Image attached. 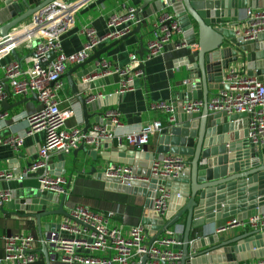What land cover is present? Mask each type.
Here are the masks:
<instances>
[{
	"label": "water",
	"instance_id": "water-1",
	"mask_svg": "<svg viewBox=\"0 0 264 264\" xmlns=\"http://www.w3.org/2000/svg\"><path fill=\"white\" fill-rule=\"evenodd\" d=\"M53 1L0 0V37L7 38L11 32L19 33L22 22ZM142 1L143 4L137 8V16L142 21L121 39L139 33L152 16L166 10L175 15L188 46L195 47L191 53L194 62L188 67V76L182 83L180 100L173 105L170 124L157 137L155 151L160 154L157 157L159 159L167 154L190 157L189 165L174 178H151L148 183L131 181L121 184L118 179L107 176L105 169L96 177L104 181L108 189L120 192L145 195L147 189L151 190L146 194L147 203L141 220L149 235V245L166 229L174 228L181 220L184 221L183 231L175 235L181 244L180 264H239L250 258L263 257L264 222L247 231L244 236L233 239L207 232L208 226L220 219L236 217L246 220L264 215V152H258L249 145L247 114L214 113L206 105L199 112L185 113L182 104L184 100L191 99H201L206 103L209 92L227 88L222 83L223 76L232 67L264 80V33L258 34L255 39L243 40L234 31L242 10L264 8V0ZM116 43L118 40L95 49L85 61L64 74L81 107L84 132L92 124L104 126L107 130L113 129L105 114L97 113L101 108V100L91 98L94 96L93 90L107 85L108 80L119 83L120 76L113 73L89 82L83 79L97 70L96 61L101 60L102 54ZM138 53L142 58L143 49L140 48ZM10 54L20 64L15 48ZM54 55L50 52L48 58L52 59ZM41 64L44 66L46 62ZM81 67L84 68L76 76L79 79L77 83L72 74ZM3 89L8 92L6 82H3ZM1 105V110H4L8 105L6 98L1 100ZM102 147L109 148L106 151L108 155L102 154L103 160L133 165L134 173L146 176L150 173L149 169H140L137 159L142 156L150 161L156 158L154 153L144 155L140 150L121 152L120 146L113 145L112 140L102 141L98 149ZM78 149L91 156L96 153V150H87L83 144ZM96 170L92 167L90 174H95ZM156 184L164 185L170 191L164 214L151 208L150 199ZM6 188L11 190V199L5 205L13 211L24 212L23 216L31 215L36 219L41 239L38 251L43 255L45 264H50L55 254L50 252L52 245L47 242L49 236L41 233L40 219L50 215L68 216L64 206L66 194L59 197L52 192L40 193L37 188H27L17 180L1 181L0 189ZM68 188L69 183L66 185ZM48 202L57 203V208L48 209ZM0 210H3V206H0ZM52 227V224L47 225L49 230ZM197 228L200 229L196 233L199 235L193 237L192 232ZM145 259L146 256L143 261Z\"/></svg>",
	"mask_w": 264,
	"mask_h": 264
},
{
	"label": "built area",
	"instance_id": "built-area-1",
	"mask_svg": "<svg viewBox=\"0 0 264 264\" xmlns=\"http://www.w3.org/2000/svg\"><path fill=\"white\" fill-rule=\"evenodd\" d=\"M87 0H54L34 13L28 23L20 27L19 33L11 32L7 38L0 37V59L9 55L19 45H29L34 55L32 64L23 68L17 61H11L4 67V77L8 83L10 94H36L41 107L27 116L26 135L37 132L44 133V142L38 148L37 158L27 165L16 176L11 170H0V182L34 179L40 193H67L64 189L66 180L59 175H52L49 164L51 153L68 154L80 145L98 147L105 140H113L112 130L95 125L87 132L72 126L66 128V121L71 111L61 109L60 92L64 87L62 76L68 64H79L85 61L95 49L101 47L106 40H117L128 34L142 19L137 16V8L123 2L118 10L112 13L106 22V31L99 35L93 27L82 26L81 33L86 41L82 47L66 54L62 49L61 36L70 30L75 22L76 12ZM150 23V21H149ZM237 37L243 40L255 39L264 33V8H247L243 18L238 19L234 28ZM181 33L179 23L172 12L163 11L152 21V38L147 42L145 54L138 58L130 54L128 66L110 67L106 60L96 61L97 70L84 77V82L117 73L120 85L116 94L120 95L133 88L134 77L143 76L142 65L146 60L161 56L167 45L173 49L185 47L183 39L175 38ZM24 40V42H21ZM55 55L48 58V53ZM46 62L43 66L41 63ZM223 88L215 92L205 103L201 99L186 100L182 104L185 113L199 112L204 105L210 112H226L247 114V139L251 148L264 152V80L255 75H246L240 68L232 67L223 76ZM0 83V103L8 96ZM94 95L91 100L100 97ZM151 108L174 113V107L164 101L157 102ZM7 112L0 109V120ZM113 127L120 126L119 113L110 110L105 113ZM170 118V120H171ZM163 130L160 120H152L138 131L127 133L124 139L127 144L143 151L151 135ZM119 146L123 137L117 136ZM16 148L23 143V137H11L9 140ZM121 144V145H120ZM189 165L188 158L182 155H165L162 159L154 158L149 163V175L133 172V167L126 164H111L105 168V174L116 178L121 184L131 181L149 182L151 178H174ZM151 190L147 189V193ZM151 208L159 214L167 209L170 191L164 185L156 184L152 190ZM11 199V190L0 189V206ZM107 214L96 213L88 207L77 204L48 231L47 242L52 245V252L63 264H180L181 251L174 250L180 243L176 234L181 229L169 228L159 235L152 244H148L149 235L141 223L124 229L122 225H112ZM264 222V215L238 220L231 217L216 228L217 232H225L240 225L257 228ZM37 238L27 232H12L3 237V255L0 264H35L40 260L36 248ZM146 259L143 261V257ZM256 264H264V256Z\"/></svg>",
	"mask_w": 264,
	"mask_h": 264
},
{
	"label": "crops",
	"instance_id": "crops-1",
	"mask_svg": "<svg viewBox=\"0 0 264 264\" xmlns=\"http://www.w3.org/2000/svg\"><path fill=\"white\" fill-rule=\"evenodd\" d=\"M16 1L21 2V0ZM123 2L136 8H139L143 4L142 0H87L84 6L76 12L73 27L61 36V44L64 53L71 54L79 50L85 43L86 37L81 33L82 26L93 27L97 34H104L108 17L117 11L119 4ZM22 9H24V7H22ZM246 9L247 8L242 10L240 18L244 17ZM162 13L163 11L152 16L150 18V23L142 26L139 33H135L125 39H117L118 43L110 46L106 52L102 54L101 59L106 60L110 67L123 68L129 65L130 54L134 53L138 58H141L138 53L140 48L143 49L144 56L146 53V44L152 38V21ZM29 20L30 18L26 19L21 23V26H24ZM175 38L183 39V36L179 34ZM114 41L116 40H106L99 48L106 47ZM15 49L17 56L20 58L22 67L26 68L30 66L35 58L33 49L30 48L29 45L24 44L19 45ZM194 50V45H187L180 49H173L172 45H167L161 56L151 58L143 63V76L134 77L133 88L131 90L118 95L116 94V90L120 82L114 83V81L111 80H108L107 85L93 90L94 95L101 94V96L98 97L101 100V108L97 113L105 114L110 110H117L119 113L120 126L113 127L112 132L115 137L112 141L113 145L118 144L119 146L116 135L123 137V146H120L121 152H125V150L129 151L130 149L138 150L134 146L127 144V141L124 139L125 134L136 132L148 122L156 119L161 121L163 130L170 124L171 113L153 109L151 106L160 101H164L171 105L179 102V93L182 90V83L188 76V67L194 62L191 55ZM11 61H16L11 54L0 59V83L2 85L3 82L7 83L4 77V67ZM75 65L76 64H68L64 74ZM83 68L84 67L77 69L72 74L74 81L77 83H79V79H77L76 76ZM64 74L62 76L64 87L60 92V98L62 100L60 106L62 110L71 111L66 121V128L77 126L83 129L84 121L81 107L76 95L73 94L68 84L67 78L64 77ZM217 91L218 90H212L209 92L208 98ZM8 92L9 94L6 97L8 105L5 106L4 109V111L7 112V116L0 120V170H11L18 176L27 165L37 158L38 148L44 142L43 132L26 135V118L28 115L38 111L41 105L37 97L33 94H27L25 96L12 95L10 94L9 86ZM185 101L186 100H184V102ZM0 109H3L1 103ZM93 126H95V124H92V127ZM159 133L157 132L150 136L149 142L143 149L144 155L145 153H154L156 158L159 157L160 154L155 152L157 147L156 140ZM11 137H23V143L16 148L9 142ZM238 139H240V137H238ZM85 147L89 151L96 150V153L91 156L88 155L86 151L77 148L68 154L53 152L49 157L51 172L60 173L57 175L66 180V184H64V189L67 190L66 200L64 202L66 211L68 212L74 205L81 204L96 213L107 214L113 212V214L109 216L110 224L122 225L124 229L141 223L143 211L147 203V193L144 192L146 194L142 195L108 189L105 182L98 179L96 176L108 165L116 164L102 159L104 158L102 154L108 155L106 151H109V148L105 149V147H102L98 149V147L89 145ZM187 158L188 161H190V157ZM137 160L140 169H148L150 160L147 157L142 156ZM131 166L133 167V165ZM92 167L97 169L95 174H90ZM19 182L23 183L27 188H37V182L32 178L24 179ZM67 183H69L68 189H66ZM58 196L60 197L61 194ZM2 206L3 210H0V256L3 255V237L12 232L23 231L33 234L37 238L36 248L38 250L40 248L41 239L39 237L36 219L31 215L23 216L24 212L13 211L5 204ZM56 208L57 203L48 202V209ZM62 218L63 216L61 215L42 217L40 219L42 235L46 236L48 234L49 229L47 225L52 224L54 226ZM230 218L231 217H227L215 221L208 226L207 232L209 234L223 236L225 239H233L244 236L246 232L251 229L248 225H240L225 232H217L216 228ZM176 227H182V232L184 221L181 220ZM197 231H200V229L197 228L193 230V237L199 235L196 234ZM174 250L181 251V244L175 246ZM50 252L53 253L52 249H50ZM243 253H245V251ZM39 254L40 260L35 264H41L42 262L45 264L43 255L41 253ZM259 258L260 257L250 258L239 262V264H256ZM50 264L63 263L59 261L58 257H54V259H51Z\"/></svg>",
	"mask_w": 264,
	"mask_h": 264
},
{
	"label": "flooded vegetation",
	"instance_id": "flooded-vegetation-1",
	"mask_svg": "<svg viewBox=\"0 0 264 264\" xmlns=\"http://www.w3.org/2000/svg\"><path fill=\"white\" fill-rule=\"evenodd\" d=\"M179 34H182V31H181V33H178L177 35H179ZM179 39H181V38H179ZM183 40H184V38H183ZM185 41V40H184ZM185 44H186V46L188 45L187 43H186V41H185ZM185 46V47H186Z\"/></svg>",
	"mask_w": 264,
	"mask_h": 264
},
{
	"label": "bare ground",
	"instance_id": "bare-ground-1",
	"mask_svg": "<svg viewBox=\"0 0 264 264\" xmlns=\"http://www.w3.org/2000/svg\"><path fill=\"white\" fill-rule=\"evenodd\" d=\"M21 42H24V40H22Z\"/></svg>",
	"mask_w": 264,
	"mask_h": 264
},
{
	"label": "trees",
	"instance_id": "trees-1",
	"mask_svg": "<svg viewBox=\"0 0 264 264\" xmlns=\"http://www.w3.org/2000/svg\"><path fill=\"white\" fill-rule=\"evenodd\" d=\"M41 264H44L43 262Z\"/></svg>",
	"mask_w": 264,
	"mask_h": 264
}]
</instances>
